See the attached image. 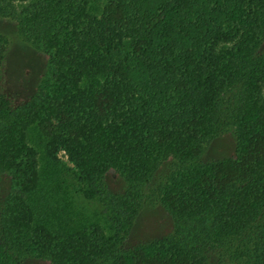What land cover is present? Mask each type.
Masks as SVG:
<instances>
[{
  "label": "trees",
  "instance_id": "trees-1",
  "mask_svg": "<svg viewBox=\"0 0 264 264\" xmlns=\"http://www.w3.org/2000/svg\"><path fill=\"white\" fill-rule=\"evenodd\" d=\"M4 21L47 64L22 103L0 87V264H264V0H0ZM147 206L170 230L132 243Z\"/></svg>",
  "mask_w": 264,
  "mask_h": 264
},
{
  "label": "rangeland",
  "instance_id": "rangeland-1",
  "mask_svg": "<svg viewBox=\"0 0 264 264\" xmlns=\"http://www.w3.org/2000/svg\"><path fill=\"white\" fill-rule=\"evenodd\" d=\"M0 30L8 38L7 56L4 63L0 87L14 103L26 101L38 85L47 64L44 53L38 52L23 42L17 35L16 27L11 21L0 23ZM233 151L232 137L227 134L213 144L207 156L217 157L231 154ZM67 162V157L61 154ZM71 166V163L67 162ZM115 177V176H114ZM116 185L118 181L111 179ZM80 205L89 213L94 205L81 194H76ZM171 222L168 214L160 208L147 206L136 222L130 241L140 240L162 235L170 230Z\"/></svg>",
  "mask_w": 264,
  "mask_h": 264
}]
</instances>
